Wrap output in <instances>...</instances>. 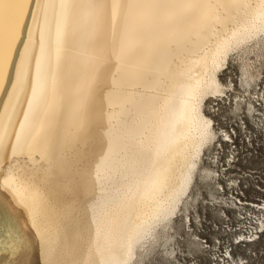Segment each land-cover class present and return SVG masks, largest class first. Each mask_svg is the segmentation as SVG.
<instances>
[{
    "label": "bare ground",
    "instance_id": "obj_1",
    "mask_svg": "<svg viewBox=\"0 0 264 264\" xmlns=\"http://www.w3.org/2000/svg\"><path fill=\"white\" fill-rule=\"evenodd\" d=\"M263 65L264 0H0V264L202 252L231 139L210 104L254 116Z\"/></svg>",
    "mask_w": 264,
    "mask_h": 264
},
{
    "label": "rangeland",
    "instance_id": "obj_2",
    "mask_svg": "<svg viewBox=\"0 0 264 264\" xmlns=\"http://www.w3.org/2000/svg\"><path fill=\"white\" fill-rule=\"evenodd\" d=\"M227 75L235 83L238 76L236 68L232 66L225 70L221 78ZM258 84L263 91L264 65ZM261 90L257 87V98V94L254 95L253 103L258 109L254 116L246 114L243 109L234 114L231 109L232 98L220 101L223 99L221 97L211 101L213 112L210 115L215 119V127L219 130L232 128L237 135L235 145L238 155L233 162L229 155L232 156L234 150L227 152L228 146L223 142L221 146H215L214 169H219L221 174L215 180H219L221 190L217 187V195L212 198L207 193V187L200 188L199 199L190 209L191 229L204 247L202 252H197L180 231L172 245L180 264H264V91ZM246 94L242 95V100L248 99ZM246 135L250 136V141H246ZM234 201L238 203L237 206L232 203ZM171 260L162 255L159 246H155L144 264H170Z\"/></svg>",
    "mask_w": 264,
    "mask_h": 264
},
{
    "label": "built area",
    "instance_id": "obj_3",
    "mask_svg": "<svg viewBox=\"0 0 264 264\" xmlns=\"http://www.w3.org/2000/svg\"><path fill=\"white\" fill-rule=\"evenodd\" d=\"M257 106H259V104L257 105ZM245 128H246V125L244 124V127H243V129L245 130ZM224 130H226L227 131V134L228 135H231L232 136V139H230V140H227V141H225V142H223V144L227 147V152H229V151H232V150H234L233 151V155L232 156H234V158H232V156L231 155H229V159L231 160V161H235V157L238 155V151H237V148H236V145H235V138H236V136L237 135H235L234 133H233V131H232V128L231 129H225V128H223ZM235 130V129H234ZM247 134H249V133H247ZM250 136H247L246 135V141H250ZM229 146H230V148H229ZM222 151V150H221ZM228 154V153H227ZM227 154H225V155H227ZM230 162V161H229ZM231 163V162H230Z\"/></svg>",
    "mask_w": 264,
    "mask_h": 264
}]
</instances>
